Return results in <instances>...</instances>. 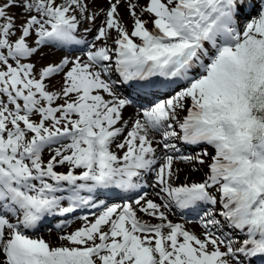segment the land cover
<instances>
[{
    "label": "snow or ice",
    "instance_id": "1",
    "mask_svg": "<svg viewBox=\"0 0 264 264\" xmlns=\"http://www.w3.org/2000/svg\"><path fill=\"white\" fill-rule=\"evenodd\" d=\"M0 264H264V0H0Z\"/></svg>",
    "mask_w": 264,
    "mask_h": 264
},
{
    "label": "bare ground",
    "instance_id": "2",
    "mask_svg": "<svg viewBox=\"0 0 264 264\" xmlns=\"http://www.w3.org/2000/svg\"><path fill=\"white\" fill-rule=\"evenodd\" d=\"M100 6L101 7H104L105 5L104 4H101ZM59 55L60 54H57L56 56H53L52 58L53 59L58 58ZM128 111H129V113H131L132 112V109H129ZM183 175L184 174L181 175V179H183ZM192 178L193 179H198L199 177L194 174ZM187 217H189V216H187ZM172 219L178 221V218L176 216H173ZM187 227L190 228L192 231L196 232L197 234L200 233V228H199V226H198L197 223L194 224V225H192V227H189V226H187ZM40 236H43L46 240H50V241H53V242H55V240H56V232H54V231L53 232H50V233H42Z\"/></svg>",
    "mask_w": 264,
    "mask_h": 264
},
{
    "label": "rangeland",
    "instance_id": "3",
    "mask_svg": "<svg viewBox=\"0 0 264 264\" xmlns=\"http://www.w3.org/2000/svg\"><path fill=\"white\" fill-rule=\"evenodd\" d=\"M106 6V5H105ZM104 6V7H105ZM50 59H53L52 57H49ZM42 62H44V61H42ZM177 217V216H176ZM178 218V217H177ZM178 222H182V219H180V218H178ZM79 223V222H78ZM78 223H76V224H74L73 225V227H76V226H78ZM195 224H196V222H195ZM192 225H194V222H191V223H189L187 226H189V227H192ZM50 232H53V231H49V232H44V233H50ZM40 234V233H39ZM38 234V235H39ZM41 235V234H40Z\"/></svg>",
    "mask_w": 264,
    "mask_h": 264
}]
</instances>
